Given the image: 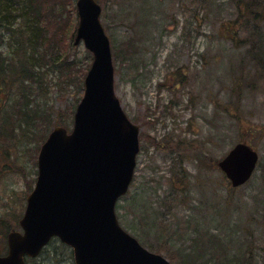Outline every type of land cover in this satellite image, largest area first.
I'll list each match as a JSON object with an SVG mask.
<instances>
[{"label":"rangeland","instance_id":"1","mask_svg":"<svg viewBox=\"0 0 264 264\" xmlns=\"http://www.w3.org/2000/svg\"><path fill=\"white\" fill-rule=\"evenodd\" d=\"M76 1H69L66 17L74 26L79 22L77 7L73 10ZM100 3L102 23L112 44L116 93L141 128L134 180L117 205L121 224L152 250H161L158 247L167 232L170 238L161 252L167 258L173 254L175 264H194L193 257L211 260L210 264H228V258L239 255L251 258L252 264H264V90L233 84L246 49L240 40L254 23L234 24L239 15L235 0ZM258 27L264 30V25ZM8 37L0 41L4 53L12 49ZM64 52L70 59H78L77 70L64 78L62 74L68 73L56 64L45 79L49 81L47 95L40 94L38 84L32 86V93L39 104L36 110L60 111L71 129L84 93L82 77L93 55L83 43ZM180 69L185 72V82L176 87ZM36 103L32 105L36 107ZM7 109L8 115L15 112L13 103ZM36 110H31L30 118ZM44 127H32L13 148L2 146L11 149L0 158V213L6 216L4 212H8V218L14 216L13 209L22 206L21 217L24 214L38 174L39 149L48 135ZM179 137L192 147L183 162L190 178L185 185L177 182L174 187L168 178L178 152L153 143L165 144ZM6 138L4 142L9 141ZM240 141L257 149L260 162L250 181L232 187L218 160ZM192 150L202 151L217 164L198 162ZM175 188L187 190L181 194ZM19 220L10 230H21ZM154 221L157 229L150 224ZM157 225L164 230L163 236ZM2 231L0 228V235ZM199 239L202 245L197 249ZM27 261L75 264L72 249L57 238L39 257Z\"/></svg>","mask_w":264,"mask_h":264},{"label":"water","instance_id":"2","mask_svg":"<svg viewBox=\"0 0 264 264\" xmlns=\"http://www.w3.org/2000/svg\"><path fill=\"white\" fill-rule=\"evenodd\" d=\"M75 44L84 41L94 59L71 131L57 125L43 143L38 178L27 197L20 225L8 233L0 264H27L57 236L73 248L76 264H173L144 247L122 227L116 205L127 193L140 150L139 125L115 91L111 41L97 0H77ZM258 152L237 143L219 162L233 186L244 184L257 167Z\"/></svg>","mask_w":264,"mask_h":264},{"label":"trees","instance_id":"3","mask_svg":"<svg viewBox=\"0 0 264 264\" xmlns=\"http://www.w3.org/2000/svg\"><path fill=\"white\" fill-rule=\"evenodd\" d=\"M69 1L71 3L73 0H0V41L3 43L6 35L9 36V45L12 48L7 53L0 49V158L4 154L7 156L11 150L4 149L2 147L4 144L13 148L18 140H22L24 134L31 131V128L36 127L38 124L44 125V130L48 133L57 124L68 125V122L62 119L63 116L60 111L54 113L51 108L43 111L36 110L39 104L36 103L32 93V86L38 84L40 94L47 95L49 81L45 79L48 78L47 74L50 70L54 71L56 64L68 73V75L62 74L64 78L72 74L79 66L76 57L73 56L70 59L64 52L67 48L77 46L74 44L77 24L74 26L68 23L66 19L69 16ZM235 3L239 15L234 20V24L241 27L248 20V24L251 22L254 25L250 28V33L240 40L244 44H241V46L246 47V49L239 64L238 72L240 75L235 77L233 84L235 87L246 85V87L253 89L260 88L264 90V30H260L258 27L264 25V0H235ZM56 8L60 9L59 13H56ZM74 9H76L75 4ZM68 31L70 34L67 33ZM91 58L93 59V57ZM64 66H66V69ZM178 74V79L174 80L176 87L185 82L183 77L186 76L181 69ZM82 79L84 78L82 77ZM56 83H58V80ZM13 86L17 87L15 91H12ZM9 103H13L15 112L8 115L7 106ZM32 103H36V107ZM33 108L36 113L34 117L30 118L29 114H31ZM6 136L8 142H4ZM153 144L178 152L177 160L173 161L171 176L168 179L171 180L174 187L177 182L180 185H185L190 175L183 166V162L189 151L188 148L192 149V147H187V142L180 137L177 140L171 139L165 144L159 141ZM192 153L193 157L198 159V162L212 160L217 164V160L209 158V155L206 156L200 150H192ZM1 174L2 167H0V177ZM186 190V188L176 189L181 194ZM22 208L13 209L14 216L11 218L7 217L8 212H4L6 216L0 213V228L3 230L0 235V253L5 252L7 249V234L14 226L13 223H17L21 217ZM150 224H153L154 228L157 229L155 221ZM157 226L159 228L157 231L163 236L164 230H161L160 225ZM165 233L167 237L158 247L161 250H155L157 252L163 251V248L166 249L164 244L168 242L170 237L167 232ZM195 239L198 241L197 237ZM200 244L202 245L199 239L197 249ZM196 248L193 250L195 254L197 252ZM224 250L227 252L228 246H225ZM239 256L228 258L225 262L228 264H252V260L248 256ZM169 257L173 261L175 256L170 254ZM191 261L194 264H210L209 261L211 260L200 261L198 257H193Z\"/></svg>","mask_w":264,"mask_h":264}]
</instances>
